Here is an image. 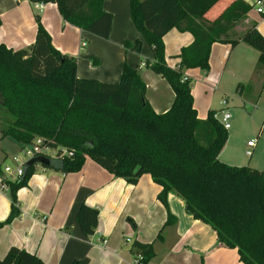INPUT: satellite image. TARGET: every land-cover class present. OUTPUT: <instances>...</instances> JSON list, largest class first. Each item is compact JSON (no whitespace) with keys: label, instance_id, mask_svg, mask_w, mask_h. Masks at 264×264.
Instances as JSON below:
<instances>
[{"label":"trees","instance_id":"obj_1","mask_svg":"<svg viewBox=\"0 0 264 264\" xmlns=\"http://www.w3.org/2000/svg\"><path fill=\"white\" fill-rule=\"evenodd\" d=\"M28 1L56 4L65 23L109 39L113 16L104 11L107 0ZM220 1L130 0V19L153 52L154 60L146 64L175 95L164 114H157L148 103L146 85L137 68L125 66L116 84L79 79L77 59L54 47L37 17L33 45L18 51L0 45V116L8 119L1 117L0 138L26 147L40 140L49 149H67L73 155L63 160L64 174L81 172L87 158L132 185L149 174L162 187L158 198L168 210L166 225L172 224L173 218L167 196L175 191L194 220L216 232L217 247L237 249L243 264H264V172L219 160L228 131L215 119V111H209L205 120L199 119L191 80L185 77L186 70L209 71L210 52L216 43L233 48L244 43L257 50L258 67L264 70V35L256 25L239 36L234 32L255 5L235 0L209 19L207 14ZM173 29L194 37L176 57L180 60L176 69L166 62L163 40ZM124 46L140 53L142 42ZM138 166L141 171L135 174ZM35 167L16 182L5 181L11 213L0 228L20 216L17 193L28 186ZM98 218L96 209L82 204L76 223L90 237L98 227ZM132 253L140 254L145 264L154 256L152 244L134 243ZM0 264L44 262L36 254L12 248Z\"/></svg>","mask_w":264,"mask_h":264},{"label":"crops","instance_id":"obj_2","mask_svg":"<svg viewBox=\"0 0 264 264\" xmlns=\"http://www.w3.org/2000/svg\"><path fill=\"white\" fill-rule=\"evenodd\" d=\"M234 1L221 0L207 17L216 18ZM242 1L255 5L258 0ZM103 8L113 16L107 40L65 23L56 4L0 0V45L14 51L33 45L38 17L51 36L54 47L63 55L77 59L79 79L116 84L120 82L125 66L137 68L146 85L148 103L157 114H164L171 108L175 95L169 84L146 64L154 60L153 52L130 19V0H107ZM254 9L255 6L234 29L238 36L253 25L264 35V21L258 22L257 16L252 14ZM163 40L166 62L176 69L180 64L176 57L182 48L193 43L194 37L173 29ZM135 41L142 42L140 53L126 50L124 46L126 42ZM83 42L86 43L84 48L81 47ZM217 48L224 52L226 68L236 50L248 52L251 58L245 67H241L242 75L248 78L252 74L256 58L249 50L253 48L244 43L234 48L216 43L210 54L212 64ZM237 63L236 55L233 64ZM197 72L210 76L206 72ZM192 73V70H186L185 77L191 80ZM255 84H261L260 77ZM194 106L196 108V104ZM196 110L201 120L207 118L209 111L220 112L209 108L202 116ZM11 144H16L22 152L26 147L10 138H0L2 170L3 163L9 158ZM13 157H17L16 154ZM4 176L0 175V224L11 213L9 188L1 187ZM161 192L162 187L149 174L142 175L137 184L132 185L109 174L89 158L81 172L73 174L36 165L28 186L17 193L20 216L0 228V260L12 248H17L36 254L44 264H133L132 246L140 243L153 246L154 256L150 264H243L237 249L217 247L216 232L194 220L186 211L185 200L175 191L167 196L169 213L173 218L172 224L166 225L168 210L159 201ZM82 204L99 213L98 227L90 237H86L76 223V214ZM102 240H106L104 246L100 245Z\"/></svg>","mask_w":264,"mask_h":264},{"label":"rangeland","instance_id":"obj_3","mask_svg":"<svg viewBox=\"0 0 264 264\" xmlns=\"http://www.w3.org/2000/svg\"><path fill=\"white\" fill-rule=\"evenodd\" d=\"M258 18V22L264 21V15L257 12V7L253 10ZM264 28V25H263ZM246 49V48H245ZM254 54V65L252 74L249 77H243L241 67H245L247 60L251 58L243 50H236L233 59L226 68V60L223 58L222 48H217L213 58V64L209 60L210 69L206 71L210 76L199 74V69L192 70L191 86L194 92V104L203 116L209 108L221 111L222 108H228L232 117L230 120L231 129L228 131V141L225 148L219 156V160L225 164L236 167H252L256 170L264 171V70L258 67L257 50H249ZM256 53V54H255ZM211 54V52H210ZM236 55L238 63L233 61ZM195 72V73H194ZM204 72V71H201ZM261 79V84L255 82ZM241 78V79H237ZM243 78V79H242ZM241 83V84H240ZM215 88H217L215 90ZM261 92L262 95H261ZM261 95L258 104V97ZM226 101L228 105L222 106L221 102ZM228 106V107H227ZM4 113V112H3ZM3 119L8 121L4 115L0 116V126ZM10 117L9 115L7 116ZM11 119V117H10ZM256 140V147L253 149L252 157L246 156L247 143ZM10 155L3 167L9 166L13 170L16 168L12 160V155L16 154L21 159V163H27L29 160L25 154L17 147L11 144ZM16 145V146H15ZM51 156L54 152H51Z\"/></svg>","mask_w":264,"mask_h":264},{"label":"built area","instance_id":"obj_4","mask_svg":"<svg viewBox=\"0 0 264 264\" xmlns=\"http://www.w3.org/2000/svg\"><path fill=\"white\" fill-rule=\"evenodd\" d=\"M255 7H257V12L259 14L264 15V0H258L255 3ZM86 46V43L83 42L81 44V47L84 48ZM184 81H186V78H184ZM228 103L226 101L221 102L222 106H226ZM215 119L223 126V128L227 131L231 129V124L230 120L232 119L229 110L227 108H222L219 113L215 114ZM256 140H251L248 142V150L246 151V156L248 158H251L253 153V149L256 147ZM51 152H54V155L51 156ZM23 153L25 156L31 160L36 156H43L55 160H61L63 161L65 158H69L73 155L72 152L68 151L67 149H59V150H52L49 149L48 147H44L41 145V141L38 140L35 145L33 146H27L23 150ZM13 162L17 164L16 168L13 170L9 166H6L3 169V175L4 178L2 179V185L1 187L4 188L7 186L5 181H10V182H16L18 179L23 177L24 175V165L25 163H21V159L19 157H13ZM2 177V176H1ZM106 244V240H102L100 242V245L104 246ZM143 258L140 254L134 255L133 256V264H145L143 261Z\"/></svg>","mask_w":264,"mask_h":264},{"label":"water","instance_id":"obj_5","mask_svg":"<svg viewBox=\"0 0 264 264\" xmlns=\"http://www.w3.org/2000/svg\"><path fill=\"white\" fill-rule=\"evenodd\" d=\"M36 165H42L47 168H51L57 171H63L64 169V164L63 161L61 160H55L43 156H36L33 159L29 160L25 165H24V173L28 171L29 168L32 166ZM141 171V167H137L134 171L135 174H138Z\"/></svg>","mask_w":264,"mask_h":264}]
</instances>
